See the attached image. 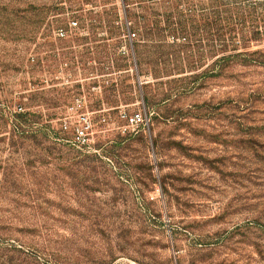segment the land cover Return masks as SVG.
Returning a JSON list of instances; mask_svg holds the SVG:
<instances>
[{"label": "rangeland", "instance_id": "374dc122", "mask_svg": "<svg viewBox=\"0 0 264 264\" xmlns=\"http://www.w3.org/2000/svg\"><path fill=\"white\" fill-rule=\"evenodd\" d=\"M0 264H264V0H0Z\"/></svg>", "mask_w": 264, "mask_h": 264}, {"label": "built area", "instance_id": "2783aa9c", "mask_svg": "<svg viewBox=\"0 0 264 264\" xmlns=\"http://www.w3.org/2000/svg\"><path fill=\"white\" fill-rule=\"evenodd\" d=\"M78 26L77 22H73L71 24V28H75ZM59 37L64 38L66 36L63 30L59 31ZM86 106V103L83 99H78L76 103L72 106V110L78 113V126L73 131V136L70 140V143L77 148H85L90 145L92 141V121L90 118V114L88 112L82 111ZM82 111V112H79ZM126 121L128 123V128H132V131H124V132H136V129L141 126L146 125L147 118L143 115V113H133L130 116H125ZM64 129L69 130L68 122L64 123Z\"/></svg>", "mask_w": 264, "mask_h": 264}, {"label": "trees", "instance_id": "16d2710c", "mask_svg": "<svg viewBox=\"0 0 264 264\" xmlns=\"http://www.w3.org/2000/svg\"><path fill=\"white\" fill-rule=\"evenodd\" d=\"M16 119H18V117H17ZM18 120H19V119H18ZM21 124H23V123H21Z\"/></svg>", "mask_w": 264, "mask_h": 264}]
</instances>
